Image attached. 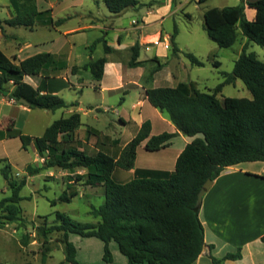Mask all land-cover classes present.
<instances>
[{
    "label": "trees",
    "instance_id": "obj_1",
    "mask_svg": "<svg viewBox=\"0 0 264 264\" xmlns=\"http://www.w3.org/2000/svg\"><path fill=\"white\" fill-rule=\"evenodd\" d=\"M207 1L199 0V3ZM241 1L238 6L212 8L204 14L208 36L220 48H231L237 43L238 29L248 43L264 47V0L248 4L256 11L254 21L247 19V3ZM105 3L113 15L145 6L139 0H105ZM49 12H32L7 20L0 19V29L3 30L4 25L33 28L37 20ZM66 20L54 22L48 18L46 23L56 27ZM177 36L178 29L171 38L175 56L179 52ZM118 41L121 42L120 37ZM101 43L106 54L114 51L103 37L95 41L90 49L93 51ZM248 43L236 61L234 71L225 73V81L212 92L201 91L194 83L147 88L149 103L168 115L178 133L165 132L151 136L152 125L147 121L119 159L103 151L92 156L71 146L75 142V131L82 125L79 113L56 120L41 137L18 135L24 150L34 144L39 156L45 159L42 167L27 166L30 176L51 168L69 172L82 168L87 170L85 185L104 188L105 191L104 204L93 207L91 211L94 218L100 219L96 225L75 222L60 212L56 214L60 224L50 229V232L63 233L65 261L60 264H80L77 249L70 241L71 235L101 240L104 243L103 260L107 263L113 262L111 243L117 244L128 264H194L198 260L205 248V229L200 220L199 204V194L205 184L209 180H217L227 168L244 163H264V61L259 60L254 53H248ZM131 51L130 68L141 67L140 43L137 42ZM186 57L193 65L204 66L194 54L187 53ZM107 62V58L103 57L91 61L84 69L91 72L94 81L101 82ZM54 63L49 53L37 54L16 63L0 48V94L17 103L26 100L33 110L57 112L78 106L75 103L68 104L58 95L43 93L24 82L26 76H39ZM161 68L160 64L158 71ZM237 80L243 81L252 99L223 96L224 87L235 84ZM9 84L14 85L12 91ZM7 133L9 137H17L13 124L9 125ZM178 134L195 140L180 154L174 171L137 169L136 177L129 182L114 180L117 169H135L138 149L142 144L149 152H159L170 147ZM11 173L9 165L2 169L12 196L0 202V210L6 214V221L0 222L1 227L20 220L19 203L24 200L20 193L27 184L25 179L16 184L11 180ZM77 196L78 192L65 191L59 201L70 203ZM52 204L56 205L57 201ZM43 232L47 234V231ZM28 237L24 236L26 244ZM261 239L264 242V236ZM211 259L214 264H223V260ZM240 259L241 249L236 254L226 255L224 260ZM43 261H46L45 255Z\"/></svg>",
    "mask_w": 264,
    "mask_h": 264
},
{
    "label": "rangeland",
    "instance_id": "obj_2",
    "mask_svg": "<svg viewBox=\"0 0 264 264\" xmlns=\"http://www.w3.org/2000/svg\"><path fill=\"white\" fill-rule=\"evenodd\" d=\"M97 1L100 7L97 6ZM145 6L139 9H130L121 17L106 18L110 15L106 4L102 0H68L57 7L55 18H72L68 20V27H76L85 24L86 20L82 16L93 12L104 20L105 25L114 26V30L106 31L103 38H107L111 45L117 46V28H129L134 20H141L143 16H149V20L157 17L154 27L142 28L148 37L144 40L143 46L150 44L153 37L160 35L156 50L151 52L143 51L142 58L148 55V60L142 61L143 69L130 68L132 59L130 49L112 53V59L123 63L125 74H144L141 83L146 88H166L177 87L180 84L194 83L201 91H213L219 84L225 81V73L234 71L235 63L240 58L244 46L248 40L238 29V41L231 48H220L209 36L205 29L204 14L211 8L234 7L241 4V0H209L200 4L199 0H139ZM100 8V9H99ZM154 9V13L148 11ZM153 15V16H152ZM251 16V12H247ZM3 17L7 15L3 13ZM141 22V21H140ZM138 22L137 25H141ZM142 29L140 31H142ZM178 29L176 42L179 52L175 56L171 38L175 30ZM18 33L25 36L27 40H56L60 34L55 29H40L32 34L20 28ZM125 35V34H123ZM127 37L125 43L135 44L138 36ZM78 37L76 46L77 54L84 61L90 50L86 51L85 42L92 44L95 40L94 32H87ZM248 53H254L257 58L264 61V47L253 42L248 43ZM156 52V54H155ZM187 53L194 54L203 64V67L195 66L186 57ZM93 57L105 56L103 46L100 45L94 51ZM141 57V55H140ZM65 58L60 59L64 61ZM140 60V58H139ZM220 63V66L217 64ZM162 65L158 71L159 65ZM121 72V71H120ZM73 81L71 87L83 86L82 91H75L70 86L59 96L67 103L79 102L81 105L93 106L87 114L81 113V127L74 134L72 147L85 151L89 155H96L98 150L119 159L125 147L140 132V121L144 117L154 123V134L158 136L164 132H169V127L159 120L158 109L147 102L146 106L135 107L143 97L141 89L138 87H127L121 89L119 86V73L112 72L102 83L103 87H109L110 92L94 89L98 87L91 72L84 68L75 67L72 71ZM134 77V80H139ZM61 83H63L61 81ZM107 85V86H106ZM224 97L249 98L253 96L246 88L243 81L238 80L234 85H228L223 90ZM222 98V97H221ZM223 99V98H222ZM125 100V101H124ZM97 107L111 109L107 113L97 112ZM78 109L81 108L78 106ZM85 110V108H82ZM117 109V111H116ZM68 109L60 110L53 114L46 110L36 109L31 115H24L21 123L14 128L17 137H9L0 134V202L12 196V191L8 182L2 174V169L9 165L12 169L11 180L20 184L24 179L27 184L20 195L24 198L19 203L21 213L20 220L16 223H8L0 226V264H60L65 261V245L63 244V233L59 231L50 232L53 227L59 226L56 214L58 212L70 217L73 221L84 224H98L100 219L94 218L91 214L92 208L102 206L106 200L104 188H93L85 185L86 169H77L73 172L60 168L44 170L40 174L30 176L26 170L27 165L42 167L37 152L33 148L24 150L19 139V134H26L41 137L44 135L43 129L52 124L54 120L61 118V113ZM11 111L2 102L0 97V128L10 118ZM66 116V115H65ZM167 116V115H166ZM66 118V117H65ZM4 140V142L2 141ZM2 141V142H1ZM179 150V142L174 141V145L169 149L159 152H149L145 150L144 144L139 147L138 170H164L168 168L175 170L176 165L172 163ZM170 164L169 167H167ZM259 169L260 166H255ZM137 170V169H136ZM170 170V169H169ZM125 173V174H124ZM127 172L117 169L113 178L117 182H122ZM136 177L135 173L133 179ZM132 179V180H133ZM131 181V180H130ZM129 182V181H128ZM260 186H256L255 193L258 195ZM65 191L69 193L78 192L70 203L60 202L59 199ZM57 201L56 205L52 203ZM6 214L0 210V222H5ZM47 231L44 234L43 231ZM28 235L27 244L24 236ZM70 241L75 245L80 264H124L127 263L125 256L118 250L116 243L114 260L107 263L103 260L104 243L96 238H81L71 235ZM44 255L46 261H43Z\"/></svg>",
    "mask_w": 264,
    "mask_h": 264
},
{
    "label": "crops",
    "instance_id": "obj_3",
    "mask_svg": "<svg viewBox=\"0 0 264 264\" xmlns=\"http://www.w3.org/2000/svg\"><path fill=\"white\" fill-rule=\"evenodd\" d=\"M65 1L68 0H0L1 20H7L16 16H24L32 12L42 13L50 11L49 14H45L44 16L40 17L33 28L9 27L7 25H4V29H0V48L8 57L15 60L16 63L22 62L32 56L41 53L51 54L53 60L55 61V63L45 69L41 73V75L26 76L24 78V82L32 85L36 89H40L41 91H43V93H52L58 96L63 93L68 88V86H70V88L77 92L82 91L83 86L77 85L75 88L71 87V83L73 81L72 71L74 70V68H84L85 65H87L91 61H96L100 58L106 57L108 62L105 65L103 80L101 82H97L98 87L94 86V89H104L103 91L110 92L111 88L105 86L103 87L102 83L105 81V79H107L110 73L116 72L119 73V80L121 82L119 83L118 87H121V89H126L127 87L134 86L141 89L143 98L137 102L135 107L146 106L147 102H149L146 97L147 88L143 85V83H141V77L144 74V71H142L143 73L141 74H132L126 76L123 63L113 60L111 54L118 53L127 49L131 50V48L137 42H139L140 45L143 46V42L148 37V35L144 34V30L142 28L148 27L150 25L151 27H154L153 25L158 22L157 19L159 18L160 14L150 20L148 18V15L147 18L146 16H143L142 20L138 18L137 21L134 20L132 22V25L129 28H117L116 30L118 32V38H121L120 43L117 40V46L111 45L106 38L108 45L114 51L111 54H106L104 50L105 56L93 57L92 55L94 51H96L100 45H102L104 49V45L102 43L98 44L93 51L90 49V47L95 43V41L104 36L105 31L108 37L109 32L115 29V24H113V26L105 25L104 20L99 17L98 14L95 15L93 12H90L87 16H82V19L86 20V23L82 26L79 25L76 27L65 28L68 25V20L72 19L70 17L59 18L67 19L66 22H64V24H62L61 26L55 27L47 24L46 21L48 20V18H51L54 22L59 20L55 18V12L57 7H59L61 4H64ZM102 1L105 2V0ZM256 1L257 0H245V2L247 3L246 15L248 11L251 12V16L247 15V19L250 21L255 20L256 11L250 8L248 4L254 3ZM97 6L100 7L98 1ZM130 9L135 10L139 8ZM130 9H127L120 15H113L110 12V15L106 16V18L121 17ZM148 12L149 14H152L154 13V9ZM3 13H5L7 16L3 17ZM138 22H140L141 25H137ZM20 28H24L26 32H30V34L40 29H55L60 34V37H58L56 40L53 39L50 41L27 40L25 36L18 33V30H20ZM141 29L142 31H140ZM87 32L95 33V40L92 44H89V42L84 43L86 51L90 50L91 57L88 58L89 55H86L85 60L80 61L82 57L77 54L76 46L78 44V37L75 36ZM133 34H136L138 36V40L136 41V43L132 45L126 44L125 39L127 37H134ZM153 35L155 36L153 37V40L150 42V44H146L143 46V51L151 52V54L156 50V45H158V40L160 38V35ZM142 53L139 61L144 62L148 60L149 57L147 55L146 57L142 58ZM62 58H65L64 61H60V59ZM134 69L144 70V68L142 67ZM134 77H139V80H134ZM61 81L63 83H61ZM8 87H10L11 91L14 89L13 84H9ZM0 97L2 98V102L9 108V111L12 112L9 116L10 118L0 128V133L6 134L8 136L7 129L9 125L13 124L14 128H16L17 125H19V120L21 123L23 116L25 114L31 115L34 110L30 109L29 106L23 105L22 103H17L14 100H10L8 97L2 94H0ZM74 103L77 104L81 109L79 110L78 106L68 108L67 111L61 113V118H67L74 113H79L80 115L81 113L87 114L90 110L95 108L93 106L81 105L78 101ZM82 108H85V110H83ZM110 110L111 109L109 108L102 109L100 107H97V112L103 111V113H107ZM54 113L56 112H53V114ZM159 120L167 127H169L170 130L168 133H178L177 128L170 121L168 115L166 116V114L162 113L161 111L159 113ZM55 121L56 120H54L52 124ZM147 121L151 122L152 125L151 136H155L154 123L151 120L142 117L140 121V128H142L143 124ZM51 125L46 126L42 130L43 133H45L47 128ZM79 128L75 131V133L79 130ZM28 136L37 137L32 135ZM177 140L179 142V150L177 151V154L172 161L173 165H176L177 159L180 154L188 144L195 140V138L187 137L183 134H178L171 141V146L166 149L171 148L174 145V141ZM2 141L4 142V140ZM29 148H33V150L37 152L34 144L29 146ZM100 151L102 150H98V152ZM37 156L40 161H43V165L45 159H42L39 156L38 152ZM138 157L139 149L135 169L126 171L128 174L127 177H125L124 175H120L123 176L122 178H124L122 182H128L133 179L134 173L136 169H138ZM169 166L170 164L167 167ZM255 166H260V168L255 169ZM171 169L172 168H168V171H174ZM260 177H264V163H244L238 166L227 168L221 174V176L213 182V186L207 191L206 195L203 198L200 210V220L205 229V247H207V249L204 248L205 254L203 253L194 264H214L211 257H214L221 261L223 260V264H264V242H262L261 239L264 236V178ZM257 185L260 186L258 195L255 193ZM112 244L113 243H111L110 248L114 260L115 247H113ZM239 249L242 250V259L235 261L224 260L226 255L236 254ZM124 264H128V260L127 263L126 261H124Z\"/></svg>",
    "mask_w": 264,
    "mask_h": 264
},
{
    "label": "water",
    "instance_id": "obj_4",
    "mask_svg": "<svg viewBox=\"0 0 264 264\" xmlns=\"http://www.w3.org/2000/svg\"><path fill=\"white\" fill-rule=\"evenodd\" d=\"M20 103H22L23 105L29 106V102L26 101V100H21ZM213 182H214V181L209 180V181L205 184V186H204V188L202 189V191L200 192V194H199V204H200V205H201V203L203 202V198H204V196L206 195L207 191H208L209 189H211V187L213 186ZM205 249H207V247H205ZM203 253L205 254V251H203Z\"/></svg>",
    "mask_w": 264,
    "mask_h": 264
}]
</instances>
